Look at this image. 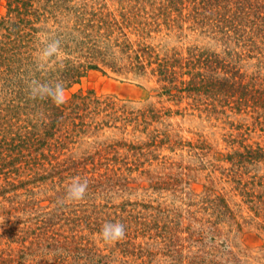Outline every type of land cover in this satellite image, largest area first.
Instances as JSON below:
<instances>
[{
  "label": "rangeland",
  "instance_id": "1",
  "mask_svg": "<svg viewBox=\"0 0 264 264\" xmlns=\"http://www.w3.org/2000/svg\"><path fill=\"white\" fill-rule=\"evenodd\" d=\"M98 1L117 18L141 12L152 31L148 41L159 52L215 54L225 80L230 70L264 90V0L225 5L235 23L221 33L189 29V22L167 27L163 16L152 22L154 0ZM5 12L1 1L0 16ZM73 93L111 95L130 109L158 113L90 131L45 151L50 156L41 158L43 165L0 175V253L10 239L30 247L22 254L11 244L9 264H264V159L248 157L264 149V108L248 103L234 109L226 101L212 109L162 94L154 79L108 70H89L65 90L66 100ZM109 144L116 150L97 153ZM74 177L88 181L86 198L65 203ZM117 221L125 237L104 243L102 226ZM86 241L90 252H83ZM87 254L94 260L86 262Z\"/></svg>",
  "mask_w": 264,
  "mask_h": 264
},
{
  "label": "trees",
  "instance_id": "2",
  "mask_svg": "<svg viewBox=\"0 0 264 264\" xmlns=\"http://www.w3.org/2000/svg\"><path fill=\"white\" fill-rule=\"evenodd\" d=\"M1 1L5 2L6 12L0 16V175L6 178L18 174L22 166L26 170L39 163L43 165L41 161L50 156L45 151L63 148L71 139L90 131L116 128L119 122L126 126L139 118L144 120L147 113L152 117L158 113L150 108L130 109L111 95L73 93L59 106L51 100L29 99L25 81L33 75L42 77L36 71L34 53L37 37L44 32L62 41L64 68L50 70L47 78L62 80L65 90L77 84L89 70H108L125 78L154 79L162 94L178 100L190 98L212 109L226 101L234 109L248 103L256 109L264 108V90H254V84L245 83L230 70L225 80V66L217 55L196 48H189L185 55L180 51L159 52L148 41L152 31L141 12H121L117 18L98 0ZM155 1L157 14L150 18L155 22L163 16L167 27L181 29L179 23L189 22V29L207 27L221 33L224 27L235 23L234 13L228 14L224 6L234 5L236 0ZM173 13L176 18L170 19ZM114 150L116 145L109 144L97 153ZM248 153L251 161L264 159V149L260 147L256 153ZM9 242L6 253H0V259L7 264L13 262L11 244H19L21 248L16 251L22 254L30 248L23 246V239ZM86 244L89 246L84 244L83 252L94 249L89 241ZM94 257L95 254H87L86 262Z\"/></svg>",
  "mask_w": 264,
  "mask_h": 264
},
{
  "label": "clouds",
  "instance_id": "3",
  "mask_svg": "<svg viewBox=\"0 0 264 264\" xmlns=\"http://www.w3.org/2000/svg\"><path fill=\"white\" fill-rule=\"evenodd\" d=\"M38 47L34 53V64L37 72L42 74L41 78L33 75L25 81L28 98L35 100H51L57 106L65 103V84L62 80L47 78V73L54 69L64 68L65 53L60 38L53 34L44 32L38 35ZM88 181H81L74 177L66 187L63 197L65 203H77L86 198ZM100 237L106 244L122 240L126 235L125 225L119 221L115 223L106 222L100 231Z\"/></svg>",
  "mask_w": 264,
  "mask_h": 264
}]
</instances>
